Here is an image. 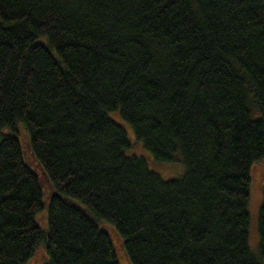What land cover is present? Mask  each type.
Returning <instances> with one entry per match:
<instances>
[{
    "label": "trees",
    "instance_id": "trees-1",
    "mask_svg": "<svg viewBox=\"0 0 264 264\" xmlns=\"http://www.w3.org/2000/svg\"><path fill=\"white\" fill-rule=\"evenodd\" d=\"M263 160L264 0H0V264H264Z\"/></svg>",
    "mask_w": 264,
    "mask_h": 264
},
{
    "label": "rangeland",
    "instance_id": "rangeland-1",
    "mask_svg": "<svg viewBox=\"0 0 264 264\" xmlns=\"http://www.w3.org/2000/svg\"><path fill=\"white\" fill-rule=\"evenodd\" d=\"M133 153L141 154L150 160V154L142 148L138 142L133 146ZM150 166L156 172L161 174L163 177L172 179L178 178L182 174V169L184 171L183 164L181 163H158L153 159L150 160ZM255 183L252 189V202L250 206L251 211V248L253 251L258 252L259 235H258V208L262 200V189L264 185V160L257 164L256 166ZM45 255L43 252V247H40L37 255L30 262V264H44Z\"/></svg>",
    "mask_w": 264,
    "mask_h": 264
}]
</instances>
